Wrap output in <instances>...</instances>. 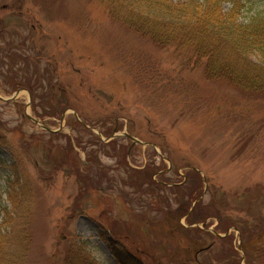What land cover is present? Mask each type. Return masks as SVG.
Listing matches in <instances>:
<instances>
[{"label":"rangeland","instance_id":"1","mask_svg":"<svg viewBox=\"0 0 264 264\" xmlns=\"http://www.w3.org/2000/svg\"><path fill=\"white\" fill-rule=\"evenodd\" d=\"M236 2L239 22L264 17V0ZM205 66L97 0H0V96L19 93L0 100V226L12 215L2 233L21 264L80 249L118 264L111 239L142 264H192L194 235L177 222L205 230L200 264H264V93ZM26 191L30 218L15 216Z\"/></svg>","mask_w":264,"mask_h":264},{"label":"trees","instance_id":"2","mask_svg":"<svg viewBox=\"0 0 264 264\" xmlns=\"http://www.w3.org/2000/svg\"><path fill=\"white\" fill-rule=\"evenodd\" d=\"M97 1L104 4L111 19L136 31L159 48L174 49L177 56L186 64L194 63V67H197L205 60V70L210 78L227 80L253 94L264 93V17L257 15L251 17L248 22H239L242 18L240 13L242 6L238 5L236 0H186L178 4H175L174 0ZM225 4L231 6L225 14L226 17L222 15ZM256 58L259 59L258 62ZM15 83L14 88L19 90L21 83L18 81ZM75 124L83 127L77 121ZM195 171L200 174V171ZM8 184L11 196L12 190L18 184L11 179ZM168 187L170 185L163 188ZM28 195L26 191L21 205L15 209V216L21 214L30 218ZM14 198L11 197L12 200H15ZM5 211L7 212V209ZM190 213L192 214V211ZM6 216L3 225L0 226V264H21L24 250L16 254L11 253L7 249L10 235L2 233L4 228L11 231L16 227L12 215ZM186 220L189 226L193 225L190 215ZM241 224L243 223H240V229L245 230V225ZM177 226L180 230L188 231L190 236L194 235L192 237L194 239H190V245L196 254L188 263L198 264L196 260L198 256L202 252H208L212 246L207 244L205 239L195 240L197 236L206 233L205 230L198 227L184 228L179 222ZM165 229L163 227V231ZM110 245L118 264H142L117 241L111 239ZM71 257L68 264H97L85 257L82 249L74 250Z\"/></svg>","mask_w":264,"mask_h":264},{"label":"water","instance_id":"3","mask_svg":"<svg viewBox=\"0 0 264 264\" xmlns=\"http://www.w3.org/2000/svg\"><path fill=\"white\" fill-rule=\"evenodd\" d=\"M19 95V93H17V94H15L13 97H11V98H9V99H4V98H2L1 96H0V100H2V101H4V102H9V101H14L16 98H17V96ZM65 117V114L63 115V117H62V122H63V118ZM29 119L30 120H34V119H32V118H30L29 117ZM36 123H38V124H40L39 122H37L36 120H34ZM42 127H43V125H42ZM43 129H45V130H47L49 133H53V132H60V131H62L61 129L58 131V130H50L49 128H46V127H43ZM117 134V133H116ZM116 134H114V136L116 135ZM99 135H100V133H99ZM114 136L113 137H111V138H108L106 141H109V140H112V139H114ZM126 138H129V139H131L132 141H133V144H139V143H142L140 140H138V139H136L135 137H132L129 133L128 134H126L125 133V135H124ZM145 145V144H144ZM193 170H196L195 168L193 169ZM200 173V172H199ZM198 203V201H196L195 202V205ZM193 209V208H192ZM194 210V209H193ZM192 210V211H193Z\"/></svg>","mask_w":264,"mask_h":264},{"label":"flooded vegetation","instance_id":"4","mask_svg":"<svg viewBox=\"0 0 264 264\" xmlns=\"http://www.w3.org/2000/svg\"><path fill=\"white\" fill-rule=\"evenodd\" d=\"M117 132H118V127L115 129L114 134H116Z\"/></svg>","mask_w":264,"mask_h":264}]
</instances>
